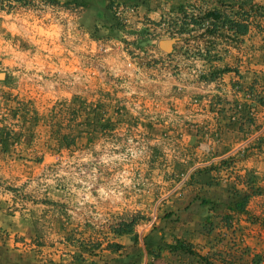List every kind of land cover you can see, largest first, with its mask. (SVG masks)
<instances>
[{"label": "crops", "instance_id": "0c3cea01", "mask_svg": "<svg viewBox=\"0 0 264 264\" xmlns=\"http://www.w3.org/2000/svg\"><path fill=\"white\" fill-rule=\"evenodd\" d=\"M185 1L200 3L116 0L137 5L138 19L145 16L153 22L174 17ZM252 3L264 5V0ZM39 9L23 8L17 15L0 13V73H4L0 79V126L24 134L22 139L34 130L30 145L13 143L8 148L35 151L42 158L25 166L0 155V230L9 234L10 246L14 235L38 238L44 243V253L56 262H67L80 253V244L100 243L104 248L117 242L127 246V236L116 237L111 228L123 219L141 217L146 220L137 222L134 230L143 247L142 237L162 215L187 207L197 214L190 215L194 221L190 219L186 231L182 228L181 232L206 254L212 239L200 233L198 218L205 217L208 224L227 212L223 203L232 201L229 188L243 192L245 183L234 184L233 175L221 169L216 173L218 181L211 185L183 184L176 189L178 175L230 160L260 136L264 122L246 134L236 129L235 111L249 104L253 106L249 111L254 110L251 95L237 92L238 78L233 73L217 82L199 78L206 70L198 54L204 51L202 31L163 36L156 45L150 41L140 50L131 44L136 40L134 34L124 35L125 41L92 37L78 26L75 14L69 16L70 32L62 36L45 24L47 8ZM137 21H132L135 29L141 27ZM3 33L20 40L24 48L14 47ZM172 38L176 40L172 51H162L159 42ZM249 38L253 48L260 45L257 36ZM261 51L243 56L238 64L242 52L229 47L214 65L238 66L243 79L251 81L262 69ZM9 98L32 101L37 115H44L45 126L41 122L35 129L20 126L7 110L15 107ZM79 100L93 112H82L71 122L67 131L77 136L76 145L59 146L50 135L49 110L55 103ZM246 169L255 176L264 172V155L237 157L232 171L245 179ZM260 187L264 190V181ZM200 199L217 210L209 204L198 205ZM246 211L260 221L253 223L244 215H235L237 224L222 233L227 238L234 232L241 247L233 257L239 264L247 263L254 254H264V192L251 196ZM82 255L98 264H108L107 259L116 257L105 249L98 256ZM140 264L168 261L164 254L158 258L144 254Z\"/></svg>", "mask_w": 264, "mask_h": 264}, {"label": "trees", "instance_id": "16d2710c", "mask_svg": "<svg viewBox=\"0 0 264 264\" xmlns=\"http://www.w3.org/2000/svg\"><path fill=\"white\" fill-rule=\"evenodd\" d=\"M36 1L44 5L58 6L76 12L79 16L78 26L94 38L124 40V35L134 34L136 40L131 44L140 50L149 45L152 39V31L162 27V25L172 34L171 37L202 31L200 36H203L204 51L199 50L198 54L200 59L205 61L206 70L205 73L200 74L199 78L206 82H217L224 75L233 73L238 78L235 84L237 92L249 93L255 103L253 112L249 111L253 107L250 104L235 111L237 113L235 121L237 132L246 134L249 131L258 130L262 126L264 122L262 115L264 110V62L262 69L258 73L255 72V77L251 81L243 79L238 66L231 67L227 64L216 66L214 62L222 60V52H225L229 47L242 52L241 57L237 58L238 64L242 62L243 56H247L254 50L261 51V46H264V5L252 3V0H198L199 5L189 4L185 1L177 7V14L174 17L162 18L159 22L150 21L145 16L138 19L137 5L120 4L116 0H0V10L11 12L16 6H32ZM212 2L214 5L211 7L209 4L211 5ZM204 3L206 4L205 8L201 5ZM118 5H122L124 8L122 18L126 20L125 23L115 15V8ZM129 8L133 10L130 12ZM225 8L227 9L225 10ZM133 20H138L137 22L141 24V27L135 29ZM249 36H257L260 45L255 48L249 45ZM3 38L11 41L16 48H24L22 42L17 38L4 33ZM262 57L264 59V51ZM7 101L15 105V107H10L7 110L12 118L18 120L20 126L24 127L27 124L35 129L40 122L45 126L44 121H42L44 115H37L32 101L20 100L19 98H9ZM82 102L81 100L76 101L75 104L58 102L50 108V135L59 146L72 147L76 145L77 136L67 131L71 122L82 112L85 114L93 112L84 107ZM234 109L235 107L232 108V110ZM61 130L65 131L62 132ZM23 135L10 127L1 125L0 155L4 158L20 160L25 166H30V163H39L42 158L35 151L27 152L23 149V152H20L19 148H8L13 143L18 146H25L34 142V130L24 139H22ZM250 155L257 157L264 155V131L255 141L243 148L242 152L231 157L230 160H222L216 165L211 164L194 170L185 183V185H211L215 180L218 181L216 173L222 169L230 173V177L233 175L234 184L244 182L246 186L243 192L234 189V187L229 188L228 199L232 201L228 205L226 202L223 203L225 205L223 209L228 211L217 215L214 221L207 224L205 217L198 218L202 225L199 230L200 233L202 232L201 234L207 237L211 235L212 239V242L209 243L212 245L206 254H202L191 241L186 239L184 232H181L182 228L186 231L190 219L194 221V217L190 215L197 214L196 210L190 211L185 207L162 215L158 223L153 224L142 237L143 247L139 245L140 239L134 230V226L137 222L146 219L129 217L119 221L116 226L111 228V233L114 236H127L129 240L127 246L117 242H109L104 248H101L100 243L80 244V253L72 255L67 262H56L44 253L42 250L44 243L38 238L26 239L23 235H14L13 245L10 246L9 234L0 230V264H98L94 261H88L82 254L98 256V252L102 249L116 255L110 261L107 259L110 264H140L144 254L146 257L153 258H158L164 254L168 264H214L213 260L220 264H239L235 263L236 260L233 257L234 253L241 247L240 243L235 241L233 237L234 232L227 238L222 233H228L234 228L233 224H237L238 219L235 215H244L247 221L251 220L253 223L258 221L257 218L250 217L246 211V206L251 196L264 192L260 187V183L264 181V172L255 176L252 171L246 169V178L243 179L237 172L232 171L237 157L243 158ZM198 205H208L217 210L216 206H212L210 202L207 203L203 199L199 200ZM261 222L264 223L263 220ZM169 239L172 242H168ZM126 247L130 250L126 251ZM220 247H224L225 250L220 249ZM248 262L250 264H264V254H254L249 257Z\"/></svg>", "mask_w": 264, "mask_h": 264}, {"label": "built area", "instance_id": "2783aa9c", "mask_svg": "<svg viewBox=\"0 0 264 264\" xmlns=\"http://www.w3.org/2000/svg\"><path fill=\"white\" fill-rule=\"evenodd\" d=\"M38 8L40 7L39 10H41L43 7H46L48 12H49V17L47 18V23H45L48 26H51L53 28H56V31H58V33L62 36H66V34H68L70 32V26L72 25L69 16L71 14H75L78 15L76 12L70 11V10H66L64 8L58 7V6H49V5H44L40 2H35L34 5L32 6H16L14 8V10H12L11 12H7L6 10H0V13L3 14V16H7L8 14H13V15H17L20 11V9L23 8ZM133 9L129 8V11L131 12ZM124 8L122 5H118L115 8V15L116 17H118L123 23L126 22V20H124L122 17ZM43 22V21H42ZM42 23H40L39 25H41ZM61 27H65V31L62 30ZM175 35V34H174ZM163 36H169L171 37L172 34L167 30V28L164 27V25H162V27H158L155 28V30L152 31V45H156L158 40L163 37ZM191 171L192 169L186 170L185 172L181 173L178 175V180L176 183V189H178L181 185L185 184L187 182V180L189 179L190 175H191ZM150 224L153 223V221H149ZM149 224V225H150Z\"/></svg>", "mask_w": 264, "mask_h": 264}, {"label": "water", "instance_id": "95a60500", "mask_svg": "<svg viewBox=\"0 0 264 264\" xmlns=\"http://www.w3.org/2000/svg\"><path fill=\"white\" fill-rule=\"evenodd\" d=\"M176 42L175 39H167V40H161L159 42V47L162 51L166 53H170L172 51L173 45ZM4 78V73H0V79Z\"/></svg>", "mask_w": 264, "mask_h": 264}, {"label": "rangeland", "instance_id": "374dc122", "mask_svg": "<svg viewBox=\"0 0 264 264\" xmlns=\"http://www.w3.org/2000/svg\"><path fill=\"white\" fill-rule=\"evenodd\" d=\"M257 220L260 221V219H257ZM258 221H257V222H258ZM262 223H263V222H262ZM263 224H264V223H263Z\"/></svg>", "mask_w": 264, "mask_h": 264}]
</instances>
